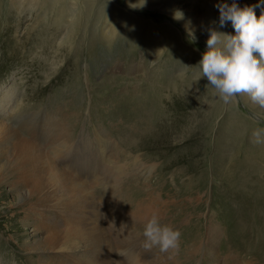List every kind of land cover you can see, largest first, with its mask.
Wrapping results in <instances>:
<instances>
[{
	"label": "rangeland",
	"instance_id": "374dc122",
	"mask_svg": "<svg viewBox=\"0 0 264 264\" xmlns=\"http://www.w3.org/2000/svg\"><path fill=\"white\" fill-rule=\"evenodd\" d=\"M130 2L0 0V87L16 90L11 109L6 114L0 112V121L13 125L22 136L37 144L46 145L39 152L44 155L46 150L47 158L37 163L44 169L43 179L31 187L45 186L51 191L46 199L49 218L42 221L23 214L31 203H40L44 198L35 194L25 197L24 203L20 201L15 192L19 170L14 161L2 155L5 147L0 146V174L7 176V183L0 186V264H67L62 257H56V244L70 238L68 233L73 227L82 229L83 237L102 234L107 239L108 236L110 241L105 239V242L112 247L101 246L109 255L106 261L113 263L118 258V263H129L127 251L119 246L117 239L126 226L106 223L103 208L99 206L95 212L91 204L101 205V200L108 201V197L122 212H136L144 222L156 213L162 224L180 232L177 248L167 253L153 248L158 251L154 250L149 261L159 264H193L189 260L191 246L199 242L187 238L202 218L199 207L205 209L206 227L219 220L218 245L223 252L234 247L231 238L229 244L225 240L239 221L251 226L255 233L257 225L264 228V144L254 143L252 136L254 129L264 127V119L256 122V114L264 113V109L252 101L246 103L242 95L236 102L225 105L214 95L206 78H195L198 61L207 47L208 29L235 35L230 21L220 26L216 7L220 3L231 4L233 0H147L146 6L135 9L136 12L129 8ZM235 2L244 7L255 6L260 0ZM177 10L183 13V19L173 18ZM254 10L259 17L264 4ZM141 19L155 23L157 28L142 27ZM165 26H171L173 31L168 33ZM177 31L182 35V45L173 37ZM117 64L119 70H115ZM135 67L141 71L135 72ZM148 105L157 114L143 110L145 119L177 125L168 133L167 142L156 141V149L169 145L179 147V152L172 148L164 153L138 152L139 141L126 140L128 136L138 137L130 114ZM25 110L38 116L30 120L24 116ZM57 126L61 138H72L73 153H83L85 162L78 157L74 160V154L66 152L68 162L62 164L63 149L47 145V136ZM97 138L107 151L104 161L97 168H90L86 161L95 157L96 150L102 147ZM25 143L21 146L31 150ZM233 152L235 158L258 166L259 172L252 170L258 177L253 187L232 188L228 184L231 180L225 181L223 166L234 159ZM98 153L101 156V151ZM55 160L73 172H69L71 178L77 175L84 182L59 185L51 178L54 170L50 165ZM80 163L82 170L78 168ZM249 168L246 164L242 169L249 172ZM201 172L207 176L205 184L197 185ZM49 180L55 185H49ZM197 186L206 197L200 202L195 192L189 190H197ZM211 210L215 211L213 217ZM62 214L65 215L61 217ZM251 256L249 253L246 258ZM194 257L198 259L201 255ZM96 259L102 261L95 255ZM79 264L89 263L79 261Z\"/></svg>",
	"mask_w": 264,
	"mask_h": 264
},
{
	"label": "bare ground",
	"instance_id": "6f19581e",
	"mask_svg": "<svg viewBox=\"0 0 264 264\" xmlns=\"http://www.w3.org/2000/svg\"><path fill=\"white\" fill-rule=\"evenodd\" d=\"M129 2H130V0H129ZM131 10L133 12H136L135 9H131ZM112 13L116 14L117 12L113 11ZM144 20L141 19L140 25L142 27H145L146 29L148 28V26H150V28H157V25H155V23L146 22V20L145 21ZM164 28L168 31V33H171L173 31L170 29L171 26H165ZM177 32L178 33L175 32L173 37H175L174 39H177L176 41L179 40L180 44L182 45L184 43L183 39H182V35L179 33V31H177ZM200 60H201V58H200ZM118 68H119V65L117 64L115 67V70H119ZM138 69H140V68L135 67L134 71L135 72L141 71V69L140 70H138ZM15 96H16V90H14V89L11 90V88H8L7 86L0 87V112L1 113H4V114L8 113V111L11 109L12 104L14 103ZM242 96H243L244 100H246L245 101L246 103L251 102L250 98L247 95H242ZM153 99L155 100V97ZM152 108L153 107L148 105L147 108H141L140 107V108H137V110L134 109V111H136V112L133 114H130V116H131V121L135 122V126L133 128H135L134 130H137L138 137L136 135H135L136 137L135 136L134 137L128 136L127 139L126 138L125 139L129 140L131 142L134 140L133 138H135V142L138 140L139 144L136 146L138 152L141 151V152H147L148 154H153L154 152L162 151L164 153L165 151H170L171 150L170 148H172V150L174 149V150H177V152H179L181 150V149H179V147H178V149H175L174 147H171L169 145L161 146V148L163 150L160 148L156 149V147H155L156 141L157 140H159V141L164 140L167 142L168 137H169L168 133L170 131H173L177 125L175 122L173 124L172 123L166 124V123L162 122L161 120H155L153 118H151V119L147 118L149 120L145 119L144 118L145 115H144V117L142 116L143 110H146V111L151 110L152 112H154V113L156 112V114H157V111L155 109H152ZM26 110L24 112H27V113H25L24 116L29 118L30 120H32V118L34 119L35 117L38 116L37 113H36V115H35V113H34V115H32L33 113H30ZM24 116H21V117H24ZM36 120H34V122ZM20 121H22V120H20ZM10 122H12V121H10ZM25 123H27V122H25ZM36 123L38 124V121H36ZM32 124L36 125L35 123H32ZM33 125H31V126H33ZM162 129H165L168 132L166 131L165 133H159V132H161L160 130H162ZM58 130H59V128L57 126L56 128L53 129V132L47 136V137H49V141L47 142V145H53L55 147H61V150L63 149V154L64 153L65 154H64V158H63L64 162L62 164H65V162H68L67 161L68 158L66 157L68 155H66V152L68 154L73 155L74 149L72 147L74 145L72 143L71 137H62L61 138L62 134L59 135ZM34 135H37V133ZM127 135H129V134H127ZM64 138H66V139H64ZM84 140L86 141V138ZM24 142H26L31 147V150L28 151L24 146H21V145H23L22 143H24ZM124 142H126V141H124ZM97 143L102 144L98 140V138H97ZM67 144H68V146H67ZM0 146H3L6 148V149L4 148V150L2 151V155H4V156L7 155L8 156L7 158L10 161H14L15 167H17L19 170V177H18V185L19 186L15 192L19 196V198L22 199L20 201H22L24 203L25 197L28 196V198H31L35 194H38L41 196V198H44V200H42L40 203H35V204L31 203L32 206L28 207L23 212V214H25L26 216L31 214L32 217H36L39 220L45 221L47 218L50 217V214L47 211L48 208H47V200L46 199L48 198V196L51 195L50 194L51 191L49 189H47L48 187H45V186H43L44 187L43 189H39L40 186L31 187V185L35 184V186H37L38 183L43 179L42 175H43L44 169L42 167L37 166V163H38L39 159H43L44 157L47 158L46 157V155H47L46 150H44V155L41 152H39V149L41 147L43 149H46L45 148L46 145L43 146L39 143L37 144L36 142L32 141L30 138L22 136L19 133V130H18V132L15 130L13 125H9L8 123L7 124L2 123L0 121ZM103 146H104L103 144H102V147L100 146L101 147L100 150L95 149L97 155L95 157L91 158V160L86 161L87 162L86 165H88V167H90V168L96 167L97 168L99 166L100 162L104 161V159H105L104 154L107 150H105ZM228 150H229V148H228ZM99 151H101V156H99V154H100V153H98ZM69 152H71V153H69ZM230 154H232V152ZM82 155H84V154L77 152L73 155L74 157H72V158H75L74 160L79 158L83 161L84 159L82 158ZM71 156H70V158H71ZM236 156H237L236 153H234V155L232 157L230 156L231 158H234V159L229 160L230 162L225 163L223 166L224 167L223 169H225V170L222 171V172H224V173H222V175L224 177H226L225 181L228 182V179L231 180L230 182H228V184H230L232 188L237 187V186L241 187L242 185H245V186L247 185V186L253 187L252 186L253 183L256 181V179L258 180V177L254 176L255 174L253 173V171L259 172L260 170L258 171V166H256L255 164H252V161L250 162V161L242 160L241 158H235ZM0 158H1V156H0ZM85 158H86V156H85ZM239 159H241V160H239ZM58 162H60V161H58ZM58 162H57V160H55L52 162V164L50 166L54 170L51 173V178L54 179L55 181H57L58 183H60L59 185H62V186L66 185L67 186V185L72 184V183L73 184H79L81 181L84 182L83 179L80 181L79 180L80 177L77 175H75L71 178L70 174H69V172H71V171L67 170L68 168L64 169L63 166H61ZM84 162H85V160H84ZM246 164L250 165L249 172L243 171L244 169H242L243 167L246 166ZM194 165H196V163ZM151 166L155 167V165H151ZM78 168L80 170H82L81 168H83V163H80ZM208 172H207V175H208ZM71 173H73V172H71ZM199 175L200 176H199V181H198L197 185H202L203 183L205 184L204 181H205V178L207 176L205 177L204 173H202V175L201 174H199ZM6 178H7L6 175L2 176V174H0V186L3 184V182L7 183ZM206 181H208V180H206ZM48 184L49 185H51V184L55 185V183H53L51 180H49ZM198 187L199 186H197V190L192 189V188L191 189L188 188V189L193 191V193L195 192L196 197L195 196L194 197L196 198V200H198L200 202V201L204 200L206 197H205L204 191L199 190ZM255 187H259V186L255 185ZM26 194H28V195H26ZM150 195H151V193H150ZM109 200H110L109 197H108V201H107V199L104 198V201L101 200V205H99L98 203L94 204V202H92V200L90 201V203L92 202L91 204L93 205L94 211L96 208L99 209V206H101L103 208L102 213H104L103 217H104V220L106 221V223L108 221H110V222L112 221L113 224L119 223V224H124V226H126V228H124L123 230H120V232L117 236V239L120 240V242L118 243L119 246L122 245V248L127 251L128 258L130 259V262L127 264H159V263H154L156 261H154V262L149 261L152 258V256L155 254V251H158V250L153 249V248L151 250H146L141 246V242L144 239L143 227H144L145 222L143 221V219L140 217H137L135 215L136 212L134 214L131 212H122L121 209L117 208L115 206V204L111 203V200L110 201ZM90 203H88V204H90ZM37 205H39V207ZM151 206H154V205H151ZM157 208H158V206H157ZM151 209H152V207H151ZM95 212H97V211H95ZM159 213H161V212H159ZM200 213L202 214V218L199 220V223L197 224V227L194 229L193 233H191L190 237H188V238L186 236H183L184 238L186 237L187 240H191V239L195 238L199 242L196 245L191 246L192 250L189 249L190 250L189 260H192L193 264H199L200 261H207L210 264H254V263L264 264V250L262 249V246H264V228L263 227H261L260 225H257V229H256V233H255L254 232L255 229L252 230L251 226L248 227L247 225H245L244 221H239L238 224L236 225V229L225 240V242H227L229 244V239L231 238L230 242L231 241L233 242L234 247L230 248L229 251L223 252V251H221V249L219 248V245H218V241L220 239V229H219V224H218L219 220L213 222L212 223L213 226L206 227L205 209L203 211V209H200V207H199V214ZM203 213H204V215H203ZM209 213H210V216L213 217L215 211L211 210ZM63 215H65V214H62L60 216L62 217ZM127 215H129L130 218ZM150 217H151V215H150ZM248 222L255 223L254 220H250ZM121 233H123V234H121ZM68 234H69L70 238H67L66 241L63 243H57L56 244V246L58 248V253H57L58 255H56V257H62L67 262V264H79V261H87L89 264H119L120 263V262L119 263L117 262L118 258L113 263L106 261V258L109 255H106L104 253V251L101 250V246H104L106 249H109L112 247V245L110 246L109 242H107V241L105 242L106 237H104L102 234H91V235L88 234L85 237H83V231H82V229H79L78 227L77 228L73 227V230L69 231ZM76 237H81V239H75ZM85 238H86V240H85ZM256 238L259 240V242H256L257 241ZM106 240L110 241V238H108V236H107ZM111 243H112V241H111ZM258 246H260V247H258ZM186 247H187V245H186ZM250 247H252V248H250ZM198 253H200L201 257L196 259V257H194V256ZM249 253H252L251 259L246 258V256ZM95 255L97 257L102 258V261H100L99 259L95 260Z\"/></svg>",
	"mask_w": 264,
	"mask_h": 264
},
{
	"label": "clouds",
	"instance_id": "9594fccd",
	"mask_svg": "<svg viewBox=\"0 0 264 264\" xmlns=\"http://www.w3.org/2000/svg\"><path fill=\"white\" fill-rule=\"evenodd\" d=\"M147 0L129 3L131 9H142ZM264 4V0L255 6L240 7L235 0L231 4L220 3L219 24L224 27L231 22L235 35L209 28L206 50L197 64L199 71L195 78H206L214 89V95L225 105L236 102L240 95H247L250 100L264 109V10L257 17L254 8ZM175 20L183 19V13L175 11ZM192 40L196 37L189 33ZM264 119V113L256 114V122ZM253 142L264 144V127L254 129ZM141 246L146 250L159 248L167 253L178 247L180 232L172 226L162 224L158 215L153 213L144 223ZM125 257L123 253H119Z\"/></svg>",
	"mask_w": 264,
	"mask_h": 264
}]
</instances>
